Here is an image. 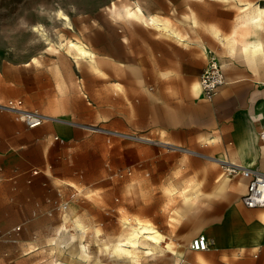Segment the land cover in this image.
Returning a JSON list of instances; mask_svg holds the SVG:
<instances>
[{
	"label": "rangeland",
	"instance_id": "374dc122",
	"mask_svg": "<svg viewBox=\"0 0 264 264\" xmlns=\"http://www.w3.org/2000/svg\"><path fill=\"white\" fill-rule=\"evenodd\" d=\"M135 1L173 32L125 16ZM246 3L264 10V0H0V103L20 99L63 121L47 119L33 130L0 111V264L175 263L170 240L155 254L113 247L125 218L173 233L198 218L202 227L229 198L178 208L181 188L186 195L208 192L226 175L213 160L228 148L214 138L216 115L230 113L223 87L247 86L264 73L258 61L227 48L234 31L241 42L252 37V27L237 28ZM59 34L84 43L97 64L58 63L49 48H58ZM256 34L264 40V20ZM210 52L231 83L205 101L191 84ZM31 168L38 173L27 182Z\"/></svg>",
	"mask_w": 264,
	"mask_h": 264
},
{
	"label": "crops",
	"instance_id": "0c3cea01",
	"mask_svg": "<svg viewBox=\"0 0 264 264\" xmlns=\"http://www.w3.org/2000/svg\"><path fill=\"white\" fill-rule=\"evenodd\" d=\"M257 66L263 67L264 63ZM248 81L247 86L225 88L224 85L231 83L226 82L225 78L221 93L226 98L225 105L230 113L226 118L216 115L218 132L214 138L217 144L228 146L224 154L232 163L264 172V140L259 137L264 129V73ZM199 97L204 100L200 94ZM4 169L5 162L0 156V176L4 174ZM32 170L38 173L36 168L29 169L27 182L35 176L31 175ZM232 180L236 181L232 183V192L223 202L224 206L208 214L202 227L198 218L177 228L173 236L168 226L161 224L160 233L165 242L170 240L177 245L174 264H264V221L260 219L264 207L245 208L240 197L245 192L246 181H240V178ZM197 233L204 234L211 242L207 250L192 251L188 248L190 240Z\"/></svg>",
	"mask_w": 264,
	"mask_h": 264
},
{
	"label": "bare ground",
	"instance_id": "6f19581e",
	"mask_svg": "<svg viewBox=\"0 0 264 264\" xmlns=\"http://www.w3.org/2000/svg\"><path fill=\"white\" fill-rule=\"evenodd\" d=\"M243 11L244 12L240 16L241 19L239 22V26L237 28H240V26L242 25L252 27L254 31L251 33L252 37L247 41L245 40V42L244 41L241 42L235 37L236 32L234 31L232 32L233 34L230 36V40L228 39L227 48L229 49L228 51L230 52V54H232L235 58H241V59L249 58L253 61H258L260 64L257 65H261L262 63H264V40L261 37L257 36L256 31L262 29V23L264 20V10L260 7H255L250 3H246L243 8ZM58 15L61 17V19L65 20L66 25H69L68 18L65 14L59 12ZM125 16L133 17L135 19L142 20L151 25H155L164 32L167 33L173 32L172 30L168 29L167 25H162L160 20L156 17V15L151 13H145L137 1L134 2L133 8H128L125 10ZM183 16H184L183 22H189L188 20H190V18H188L185 15ZM192 22L194 23V21ZM33 30L38 31L39 29L38 27L33 26ZM190 30H192V26H190ZM174 35L176 36V34ZM59 42L60 43L58 48L61 47L62 50L58 48H53L52 46H50L49 48L57 53L58 63L59 60L61 59L67 60L72 58L75 64H83L87 67H92V65L97 64L96 55L80 40L70 39L68 37H64L63 34H59ZM199 45L200 47H202L203 51H206V48L203 44H199ZM33 61H35V58H33ZM61 78L62 77L60 74V66L57 64L55 66V79L58 88L61 87V82H62ZM191 90L195 96H199L200 94L199 82L193 81L191 84ZM47 119L57 121V119L53 117L52 118L47 117ZM136 139L143 140L140 137ZM213 160L218 164H222L223 162L226 163L231 162V160L228 158L226 154L222 155L221 157L213 158ZM240 181H244V180L240 179ZM232 188H233V184L231 178L224 174H220L216 178L212 190L208 192L186 195L184 192L185 188H181L182 193L180 197V205L178 208L179 210H181V212L193 211L194 209L197 208L199 199L209 200L212 199L213 197H226L230 192H232ZM260 219L264 221V214L261 215ZM129 220H130L129 218H125L124 220L125 230L123 234L116 237L117 242L116 245L113 247L114 252L121 251V252L129 253L128 250L123 248V246L126 245L132 248L135 247L143 248L146 250V253L149 254H155L157 251H163L164 249L169 248L171 243L167 242L165 246L160 245L164 239V236L158 230H156L151 224L145 222L143 223L138 219L133 220V222H130ZM71 236L74 237V234H71Z\"/></svg>",
	"mask_w": 264,
	"mask_h": 264
},
{
	"label": "built area",
	"instance_id": "2783aa9c",
	"mask_svg": "<svg viewBox=\"0 0 264 264\" xmlns=\"http://www.w3.org/2000/svg\"><path fill=\"white\" fill-rule=\"evenodd\" d=\"M198 82L200 96L205 101L213 100L217 90L225 84L223 67L211 52L207 64L199 75ZM0 111L16 114L28 129L38 128L47 121V117L39 111L26 109L20 99H8L1 102ZM259 137L264 140V129L260 131ZM220 165L230 178H240L246 181L245 192L240 197V201L245 208L257 209L264 207V172L232 162H223ZM36 174L37 170L31 171V175ZM19 229V227H16L13 231L17 232ZM210 243L204 234H198L190 240L188 248L192 251H204L207 250Z\"/></svg>",
	"mask_w": 264,
	"mask_h": 264
},
{
	"label": "water",
	"instance_id": "95a60500",
	"mask_svg": "<svg viewBox=\"0 0 264 264\" xmlns=\"http://www.w3.org/2000/svg\"><path fill=\"white\" fill-rule=\"evenodd\" d=\"M57 121H60V120H57ZM60 122H63V121H60ZM64 123H68V124H72V125H76V126H80V127H84V128H89V129H95V128H92V127H87V126H83V125H79V124L71 123V122H65L64 121ZM95 130H100V129H95Z\"/></svg>",
	"mask_w": 264,
	"mask_h": 264
}]
</instances>
